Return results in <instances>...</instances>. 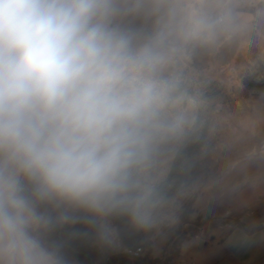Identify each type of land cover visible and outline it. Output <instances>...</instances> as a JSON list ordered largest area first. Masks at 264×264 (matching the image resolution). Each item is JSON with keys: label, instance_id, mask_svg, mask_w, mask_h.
<instances>
[{"label": "clouds", "instance_id": "9594fccd", "mask_svg": "<svg viewBox=\"0 0 264 264\" xmlns=\"http://www.w3.org/2000/svg\"><path fill=\"white\" fill-rule=\"evenodd\" d=\"M264 0H0V264L160 236L264 197Z\"/></svg>", "mask_w": 264, "mask_h": 264}, {"label": "rangeland", "instance_id": "374dc122", "mask_svg": "<svg viewBox=\"0 0 264 264\" xmlns=\"http://www.w3.org/2000/svg\"><path fill=\"white\" fill-rule=\"evenodd\" d=\"M250 89L264 88V84L249 82ZM191 202V201H189ZM193 210L188 221L182 220L174 228L166 229L160 236L138 233L143 242L150 243V251L143 249L138 259L124 255L122 240L119 248L100 249L93 245L88 254L86 264H237L233 260H225L218 253H213L217 245L226 235L230 227L244 224L254 229L264 218V197H254L247 202H208L190 205ZM185 208V205H184ZM184 208L182 212L184 211ZM181 212V214H182ZM228 235V234H227ZM199 256V260L196 259Z\"/></svg>", "mask_w": 264, "mask_h": 264}, {"label": "crops", "instance_id": "0c3cea01", "mask_svg": "<svg viewBox=\"0 0 264 264\" xmlns=\"http://www.w3.org/2000/svg\"><path fill=\"white\" fill-rule=\"evenodd\" d=\"M214 247L213 253L221 255L223 262L228 259L237 264H264V218L250 231L238 226L230 227L223 239ZM196 259L199 260V256H196ZM210 261L215 262L214 259H208L206 263L209 264ZM70 264L83 263L71 261Z\"/></svg>", "mask_w": 264, "mask_h": 264}, {"label": "trees", "instance_id": "16d2710c", "mask_svg": "<svg viewBox=\"0 0 264 264\" xmlns=\"http://www.w3.org/2000/svg\"><path fill=\"white\" fill-rule=\"evenodd\" d=\"M194 201L186 202L184 211L181 214V218L184 221H188L189 214L193 211L190 207ZM238 227H242L247 231H250L244 224H238ZM88 232L89 229L86 225L82 223H77L74 225L65 226L62 229L57 230L52 236L53 240L63 244V250L66 258L71 261H79L86 264V259L88 254L93 250V245H97L89 236H74V232ZM122 245L124 247H141L142 249H148L150 251L151 244L143 242L138 233H132L129 231H124L121 236ZM100 249L108 250L109 248H102L97 245Z\"/></svg>", "mask_w": 264, "mask_h": 264}, {"label": "built area", "instance_id": "2783aa9c", "mask_svg": "<svg viewBox=\"0 0 264 264\" xmlns=\"http://www.w3.org/2000/svg\"><path fill=\"white\" fill-rule=\"evenodd\" d=\"M143 249L141 247H125L124 255L131 259H138L142 255Z\"/></svg>", "mask_w": 264, "mask_h": 264}]
</instances>
